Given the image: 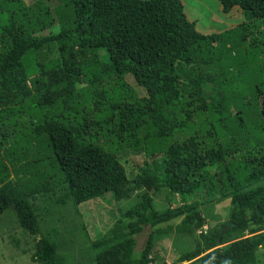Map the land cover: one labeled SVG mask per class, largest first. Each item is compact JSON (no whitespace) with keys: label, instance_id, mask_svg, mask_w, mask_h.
Here are the masks:
<instances>
[{"label":"trees","instance_id":"trees-1","mask_svg":"<svg viewBox=\"0 0 264 264\" xmlns=\"http://www.w3.org/2000/svg\"><path fill=\"white\" fill-rule=\"evenodd\" d=\"M219 1L224 14L239 10L246 21L203 34L182 0H60L56 9L0 0V15L8 16L0 20V151L9 161L0 152V214L11 209L36 239L34 262L65 264L68 257L59 252V232L44 233L42 202L81 206L137 192L110 233L92 240L94 264H159L155 241L175 227L191 242L179 263L257 264L264 245V62L255 60L248 75L230 55L264 46V0ZM55 24L59 33L36 36ZM188 139L199 152L173 156L171 146ZM125 151L146 157L133 178L118 155ZM164 192L182 205L157 210L155 196ZM228 200L229 220L198 235L197 214ZM61 221L59 231L71 229Z\"/></svg>","mask_w":264,"mask_h":264},{"label":"rangeland","instance_id":"rangeland-1","mask_svg":"<svg viewBox=\"0 0 264 264\" xmlns=\"http://www.w3.org/2000/svg\"><path fill=\"white\" fill-rule=\"evenodd\" d=\"M35 3H42L51 9H56L61 6L60 0H31ZM185 8V13L190 21L196 23L197 29L203 34L220 33L231 29L234 25H238L246 19L241 16L239 10L231 13V18L226 16L222 11V5L219 0H182ZM65 5V4H64ZM7 12L0 15V20L5 23L7 21ZM60 31V26L55 24L36 33V36H47L57 34ZM1 32V28H0ZM249 46V44H248ZM264 51V46L260 50L252 51L246 54L244 49L232 50L231 58L236 59L239 63L238 70H243L249 75V72L254 67L255 60L258 58L260 62H264L261 50ZM104 52V51H102ZM55 56V54H54ZM52 56V58L54 57ZM127 82L137 91L139 96H145V91L140 88L135 80L129 75L126 76ZM4 156V151H0ZM199 152V147L196 141L188 139L183 145H172L171 153L179 159H186ZM123 160L127 173L130 178H133L141 165L144 164L146 157L144 154L125 151L118 154ZM166 155L157 157V160H162ZM5 157V156H4ZM6 161L7 158L5 157ZM151 161V159H149ZM206 197L205 194L193 195L188 198V203L202 200ZM138 200L137 192L130 199H122L116 201L112 194H106L96 200L86 202L85 204L75 205L70 201L67 205H56L42 202V228L44 233L55 231L59 232V252L67 255L65 264H94L93 263V248L92 240L97 237L110 233L120 218L121 213L126 211L132 204ZM155 207L157 210L167 208H175L182 205L179 196L164 192L162 195L155 196ZM230 201H225L220 205H216L209 209L202 210L197 216L196 224L198 235L206 234L215 226L225 223L229 220ZM196 217V216H195ZM182 218H178L173 222L175 226L181 225ZM62 220V224L70 225V230H58L57 220ZM204 230L199 228L203 227ZM63 226V225H62ZM165 227V226H163ZM49 231V232H48ZM177 228L170 234L158 236L155 241V249L153 257L157 258L159 264H188L189 262H178L180 253L191 247V242H188L182 234L177 235ZM263 232V231H262ZM259 232V233H262ZM149 229L136 237L137 244L135 252L139 253L145 246L148 239ZM250 231L246 230L242 234V238L250 236ZM36 239L25 233L18 224L16 216L11 209L0 214V264H41L34 262L33 254L35 251ZM186 247H184V244ZM225 244L218 248H223ZM257 264H264V245L257 250Z\"/></svg>","mask_w":264,"mask_h":264},{"label":"water","instance_id":"water-1","mask_svg":"<svg viewBox=\"0 0 264 264\" xmlns=\"http://www.w3.org/2000/svg\"><path fill=\"white\" fill-rule=\"evenodd\" d=\"M231 228H232L231 225H227V226H225L224 228L221 229V231L219 233L218 243L222 242V239H223V236H224L225 232H227Z\"/></svg>","mask_w":264,"mask_h":264},{"label":"crops","instance_id":"crops-1","mask_svg":"<svg viewBox=\"0 0 264 264\" xmlns=\"http://www.w3.org/2000/svg\"><path fill=\"white\" fill-rule=\"evenodd\" d=\"M236 12V10H234L233 11V13H235ZM226 16H229L230 18H231V13H229V14H225ZM186 239V238H185ZM187 240V239H186ZM184 244V247H186V245H185V243H183ZM188 249L189 248H187V249H185L182 253H185L186 251H188ZM182 253H180V254H182Z\"/></svg>","mask_w":264,"mask_h":264},{"label":"clouds","instance_id":"clouds-1","mask_svg":"<svg viewBox=\"0 0 264 264\" xmlns=\"http://www.w3.org/2000/svg\"><path fill=\"white\" fill-rule=\"evenodd\" d=\"M230 18V17H229ZM205 226V224L203 225V227ZM203 227H201V229H203ZM224 228V227H223Z\"/></svg>","mask_w":264,"mask_h":264},{"label":"built area","instance_id":"built-area-1","mask_svg":"<svg viewBox=\"0 0 264 264\" xmlns=\"http://www.w3.org/2000/svg\"><path fill=\"white\" fill-rule=\"evenodd\" d=\"M203 230H204V227H203ZM205 231V230H204Z\"/></svg>","mask_w":264,"mask_h":264}]
</instances>
